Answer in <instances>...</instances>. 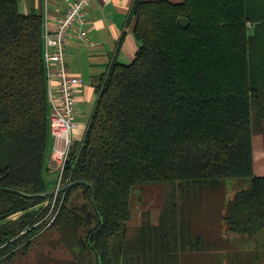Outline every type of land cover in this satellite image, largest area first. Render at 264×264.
I'll return each mask as SVG.
<instances>
[{
  "label": "trees",
  "instance_id": "obj_1",
  "mask_svg": "<svg viewBox=\"0 0 264 264\" xmlns=\"http://www.w3.org/2000/svg\"><path fill=\"white\" fill-rule=\"evenodd\" d=\"M20 3L0 0V264L20 250L26 255L47 230L54 233L47 242L59 235L54 245L73 257L70 264H181L172 237L176 209L168 216L165 207L159 225L144 221L128 246L131 192L139 184L194 183L219 195L214 204L224 207L231 231L264 230V176L254 164V135L264 125V0L135 3L139 51L130 64L114 63L97 85L95 112L63 180L92 184L97 208L89 186L61 192L48 228L55 197L23 195L48 193L46 173H56L48 154L44 20L24 14ZM232 178L253 185L224 202ZM181 229L182 251H200L201 235L187 222ZM159 250L172 254L165 260Z\"/></svg>",
  "mask_w": 264,
  "mask_h": 264
},
{
  "label": "rangeland",
  "instance_id": "obj_2",
  "mask_svg": "<svg viewBox=\"0 0 264 264\" xmlns=\"http://www.w3.org/2000/svg\"><path fill=\"white\" fill-rule=\"evenodd\" d=\"M254 154L255 174L264 176V125L257 129L254 135ZM46 178L51 192L55 188V183L50 173H46ZM189 185L191 190L188 187L181 188V183L167 182L134 186L131 192L132 219L128 223V246H135L137 237L142 234L144 221L159 225L165 207L167 209L169 207L168 216L173 215V210L176 209L178 218L179 229L174 230L172 237L178 239L181 264H264V230L253 236L231 231L227 222L220 216L224 207L214 204L221 200L219 195L208 189L212 192L211 196H208L207 189L203 190L194 183ZM252 185V178L226 180L223 201L233 200L240 191L250 189ZM198 191L203 192L201 194L197 193ZM77 197V203L83 201L80 196ZM185 222L191 226L196 237L201 235L203 245L200 251L190 249L182 251L181 227ZM51 236H54L53 231L47 230L35 239L32 249L26 251V255L20 250L12 261L4 264H70L73 257L69 253H61L54 245L55 238L60 239L59 235L47 242ZM153 247H156V243ZM159 252L161 258L165 260L168 254H172L171 251ZM143 254L150 262L156 260L155 252L146 251Z\"/></svg>",
  "mask_w": 264,
  "mask_h": 264
},
{
  "label": "crops",
  "instance_id": "obj_3",
  "mask_svg": "<svg viewBox=\"0 0 264 264\" xmlns=\"http://www.w3.org/2000/svg\"><path fill=\"white\" fill-rule=\"evenodd\" d=\"M138 0H93L88 14V31L94 42L89 46L72 32L67 41L66 61L72 74L84 80L77 98L78 128L74 133V145L83 142L98 101L97 85L114 63L130 64L139 51L135 37L136 19L133 8ZM156 1V0H148ZM180 3L183 0H167ZM24 14L38 13L43 17L46 28L55 29L65 13L62 0H21ZM55 139L50 134L49 165L54 170L52 152ZM51 153V154H50ZM55 172V171H54ZM52 179L58 177L54 173Z\"/></svg>",
  "mask_w": 264,
  "mask_h": 264
},
{
  "label": "built area",
  "instance_id": "obj_4",
  "mask_svg": "<svg viewBox=\"0 0 264 264\" xmlns=\"http://www.w3.org/2000/svg\"><path fill=\"white\" fill-rule=\"evenodd\" d=\"M65 13L58 20L55 29L44 25L45 63L47 68L48 91L51 104L50 133L55 139L52 162L58 172L55 199L45 221L51 226L59 214L55 206L63 186L66 166L74 146V133L77 123V98L84 80L71 73L66 61L68 55L67 41L72 32L89 46L94 42L90 39L86 26L88 14L93 0H62ZM46 205H49L47 203Z\"/></svg>",
  "mask_w": 264,
  "mask_h": 264
},
{
  "label": "water",
  "instance_id": "obj_5",
  "mask_svg": "<svg viewBox=\"0 0 264 264\" xmlns=\"http://www.w3.org/2000/svg\"><path fill=\"white\" fill-rule=\"evenodd\" d=\"M53 182H55V183L57 182V177H56V179H54ZM76 186H89V187H91L93 189V203H94V206L97 208L95 189H94L93 185L90 184L87 181H76V182H72V183H68V184H63V186L60 187L59 192L61 193V192L67 191V190L72 189V188H74ZM55 190H56V186H55L54 190H52L51 192H48V193L31 194V195L23 193V195L28 196V197H37V196L45 197V196L54 195Z\"/></svg>",
  "mask_w": 264,
  "mask_h": 264
},
{
  "label": "flooded vegetation",
  "instance_id": "obj_6",
  "mask_svg": "<svg viewBox=\"0 0 264 264\" xmlns=\"http://www.w3.org/2000/svg\"><path fill=\"white\" fill-rule=\"evenodd\" d=\"M53 225V224H52ZM50 227V226H49ZM48 228V227H47Z\"/></svg>",
  "mask_w": 264,
  "mask_h": 264
}]
</instances>
